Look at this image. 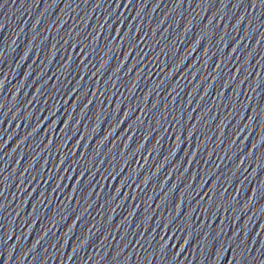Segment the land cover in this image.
<instances>
[{"label":"snow or ice","instance_id":"snow-or-ice-1","mask_svg":"<svg viewBox=\"0 0 264 264\" xmlns=\"http://www.w3.org/2000/svg\"><path fill=\"white\" fill-rule=\"evenodd\" d=\"M217 260H219V257H217Z\"/></svg>","mask_w":264,"mask_h":264}]
</instances>
